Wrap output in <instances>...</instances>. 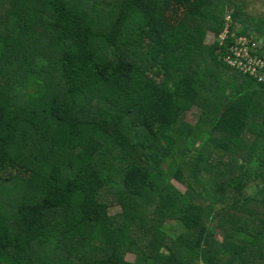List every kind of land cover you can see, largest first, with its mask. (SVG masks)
<instances>
[{
  "label": "trees",
  "instance_id": "16d2710c",
  "mask_svg": "<svg viewBox=\"0 0 264 264\" xmlns=\"http://www.w3.org/2000/svg\"><path fill=\"white\" fill-rule=\"evenodd\" d=\"M234 4L0 0V264H264V84L206 42L252 35Z\"/></svg>",
  "mask_w": 264,
  "mask_h": 264
},
{
  "label": "built area",
  "instance_id": "2783aa9c",
  "mask_svg": "<svg viewBox=\"0 0 264 264\" xmlns=\"http://www.w3.org/2000/svg\"><path fill=\"white\" fill-rule=\"evenodd\" d=\"M223 25L218 34L213 33L224 63L264 84V37L238 35L232 26L231 11L226 13Z\"/></svg>",
  "mask_w": 264,
  "mask_h": 264
},
{
  "label": "rangeland",
  "instance_id": "374dc122",
  "mask_svg": "<svg viewBox=\"0 0 264 264\" xmlns=\"http://www.w3.org/2000/svg\"><path fill=\"white\" fill-rule=\"evenodd\" d=\"M234 4L236 6V8H238V10L240 11V17L238 19V22L236 25H234L235 29L237 30L238 28L242 27L243 25L246 26H251L252 30L254 32H251L252 35L254 36H258V34H260L259 32H257V28H255L256 26H263L264 27V0H234ZM235 7L232 6V9H229L228 11H233ZM210 34H207L206 37V42L209 44H215V36L213 32H208ZM255 38V37H254ZM228 74H230V76H232V74H234V72L231 70L228 72ZM229 92V91H228ZM201 113V109L200 107H193L190 112L187 114V116H185V119L191 123V125L195 124L199 114ZM184 119V117H183ZM183 119H180V124H182ZM189 153H192L191 151ZM195 151L190 154L191 157L192 155H195ZM215 163L219 164V159H215ZM224 164H228L227 161L224 162ZM223 165V163L218 167L220 168ZM168 163L164 164L162 166V169H168ZM184 169V167H183ZM188 169L185 168L184 169V178L187 179L189 182L191 181L190 175H188ZM204 176V175H203ZM172 183L177 187L182 189V191L185 190V187L182 183H180L177 179H172ZM207 184V180L205 177H201V181L200 184L197 186V188L199 190H203L204 187ZM257 189V183L256 181L253 180V182H250L248 184V186L245 189V194L247 196H250L252 193H255ZM121 212V207L120 205H114L110 208V213L112 214H116ZM172 226H175L174 224H172ZM175 231L178 229L177 227L173 228ZM128 260H132L131 256L127 257Z\"/></svg>",
  "mask_w": 264,
  "mask_h": 264
},
{
  "label": "clouds",
  "instance_id": "9594fccd",
  "mask_svg": "<svg viewBox=\"0 0 264 264\" xmlns=\"http://www.w3.org/2000/svg\"><path fill=\"white\" fill-rule=\"evenodd\" d=\"M211 32V31H210Z\"/></svg>",
  "mask_w": 264,
  "mask_h": 264
},
{
  "label": "crops",
  "instance_id": "0c3cea01",
  "mask_svg": "<svg viewBox=\"0 0 264 264\" xmlns=\"http://www.w3.org/2000/svg\"><path fill=\"white\" fill-rule=\"evenodd\" d=\"M209 34V33H208Z\"/></svg>",
  "mask_w": 264,
  "mask_h": 264
}]
</instances>
